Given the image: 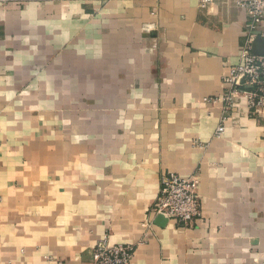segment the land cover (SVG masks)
Listing matches in <instances>:
<instances>
[{
    "label": "crops",
    "instance_id": "1",
    "mask_svg": "<svg viewBox=\"0 0 264 264\" xmlns=\"http://www.w3.org/2000/svg\"><path fill=\"white\" fill-rule=\"evenodd\" d=\"M199 2L0 3V264H90L101 240L130 264H264V117L204 100L246 13ZM167 172L197 176L201 222L156 223Z\"/></svg>",
    "mask_w": 264,
    "mask_h": 264
},
{
    "label": "built area",
    "instance_id": "2",
    "mask_svg": "<svg viewBox=\"0 0 264 264\" xmlns=\"http://www.w3.org/2000/svg\"><path fill=\"white\" fill-rule=\"evenodd\" d=\"M8 0H0L7 3ZM213 0H200L206 7ZM237 5L246 13L245 31L248 36L238 52V60L230 65L222 78L223 94L218 98L205 97V101L220 100L224 110L242 104L254 117H264V54L253 51V41L264 39V0H236ZM225 118L216 128L220 134L224 130ZM160 195L152 211L166 219H175L184 225H193L203 220L202 204L198 191L197 176H180L167 172L161 177ZM152 222L150 221L149 224ZM146 224V225H149ZM134 244L117 242L110 244L99 241L90 254V264H130Z\"/></svg>",
    "mask_w": 264,
    "mask_h": 264
},
{
    "label": "water",
    "instance_id": "3",
    "mask_svg": "<svg viewBox=\"0 0 264 264\" xmlns=\"http://www.w3.org/2000/svg\"><path fill=\"white\" fill-rule=\"evenodd\" d=\"M252 46H253V51L256 54L258 55L264 54V39L263 38L257 37L253 41ZM155 221L157 224L163 225L166 222V218L162 215H158Z\"/></svg>",
    "mask_w": 264,
    "mask_h": 264
}]
</instances>
